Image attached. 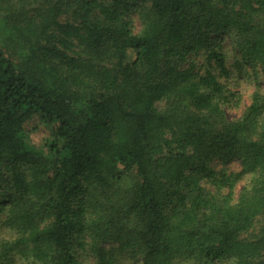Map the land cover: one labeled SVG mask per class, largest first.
I'll return each instance as SVG.
<instances>
[{
    "label": "trees",
    "instance_id": "trees-1",
    "mask_svg": "<svg viewBox=\"0 0 264 264\" xmlns=\"http://www.w3.org/2000/svg\"><path fill=\"white\" fill-rule=\"evenodd\" d=\"M0 6V264H264V90L228 121L213 73L234 36L264 82V0ZM234 159L252 177L236 201L212 165Z\"/></svg>",
    "mask_w": 264,
    "mask_h": 264
},
{
    "label": "rangeland",
    "instance_id": "rangeland-1",
    "mask_svg": "<svg viewBox=\"0 0 264 264\" xmlns=\"http://www.w3.org/2000/svg\"><path fill=\"white\" fill-rule=\"evenodd\" d=\"M9 6H0V29L3 27V20L9 15ZM132 21L133 31L137 33L140 30V22L135 14L130 15ZM5 40V32L0 31V46L2 47ZM220 44L222 52L226 57V69L227 76H220L219 72L214 70L213 73L219 77V81L225 86L228 101L223 106L225 118L228 121H236L242 117L247 107L252 101V97L256 92H262L264 90V82L262 80L261 72L259 68H250L241 63L238 56L237 49L234 46L236 38L234 36H224L217 40ZM197 64L200 66L203 62V57L197 56ZM203 73V72H202ZM24 128L30 132L35 141L40 140L44 135L43 125L38 116L32 117L25 122ZM213 167L217 171L225 170L227 174L234 176L232 199L236 201L244 188L250 186L251 175L241 173V164L237 159L223 163L219 160H214ZM203 187L211 193H216L217 189L209 182L204 181ZM228 190L223 188L220 190V194H227ZM261 220H258L255 228L251 232L257 233L260 228ZM15 235L8 229L0 226V240L14 239ZM122 264H140V258L137 255L125 252L121 257ZM92 262V261H89Z\"/></svg>",
    "mask_w": 264,
    "mask_h": 264
}]
</instances>
